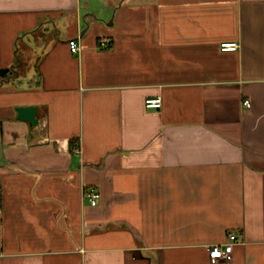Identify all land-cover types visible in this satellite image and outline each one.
Wrapping results in <instances>:
<instances>
[{"label":"crops","instance_id":"obj_1","mask_svg":"<svg viewBox=\"0 0 264 264\" xmlns=\"http://www.w3.org/2000/svg\"><path fill=\"white\" fill-rule=\"evenodd\" d=\"M11 68L0 264H264V0H0Z\"/></svg>","mask_w":264,"mask_h":264},{"label":"built area","instance_id":"obj_2","mask_svg":"<svg viewBox=\"0 0 264 264\" xmlns=\"http://www.w3.org/2000/svg\"><path fill=\"white\" fill-rule=\"evenodd\" d=\"M69 47L72 52H77L79 50V44L77 39L74 37L70 39L69 41ZM221 50H236L239 46V44L235 41L231 42H221L220 44ZM161 99L160 97L155 98H147L145 100V106L146 107H159L161 105ZM243 104L245 106H249L250 103L247 99L243 101ZM86 196L90 202L91 205H95L97 199L100 197V193L97 190H89L86 192ZM230 238H233L232 234L229 236ZM231 242H225L223 244H213L209 247L208 253L210 260L212 262L222 259V260H231L232 258V250H231Z\"/></svg>","mask_w":264,"mask_h":264},{"label":"water","instance_id":"obj_3","mask_svg":"<svg viewBox=\"0 0 264 264\" xmlns=\"http://www.w3.org/2000/svg\"><path fill=\"white\" fill-rule=\"evenodd\" d=\"M17 118L28 122L31 126H36L38 120L36 118L37 109L33 105L16 106Z\"/></svg>","mask_w":264,"mask_h":264},{"label":"trees","instance_id":"obj_4","mask_svg":"<svg viewBox=\"0 0 264 264\" xmlns=\"http://www.w3.org/2000/svg\"><path fill=\"white\" fill-rule=\"evenodd\" d=\"M12 72L15 73L16 71L13 70L12 68L3 70V72L0 74V81L5 80V78L7 77H12V74H11ZM76 144L77 143L75 142V140H72V139L69 140V146L71 149H73Z\"/></svg>","mask_w":264,"mask_h":264}]
</instances>
